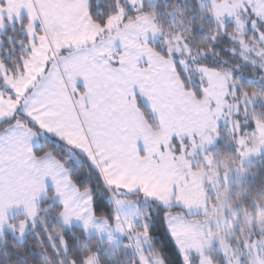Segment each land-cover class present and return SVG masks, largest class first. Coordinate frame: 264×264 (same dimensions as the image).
I'll return each instance as SVG.
<instances>
[{"label":"snow or ice","instance_id":"obj_1","mask_svg":"<svg viewBox=\"0 0 264 264\" xmlns=\"http://www.w3.org/2000/svg\"><path fill=\"white\" fill-rule=\"evenodd\" d=\"M0 264H264V0H0Z\"/></svg>","mask_w":264,"mask_h":264}]
</instances>
